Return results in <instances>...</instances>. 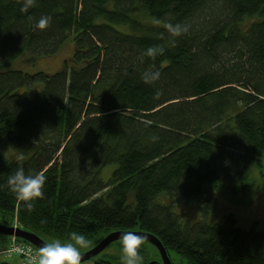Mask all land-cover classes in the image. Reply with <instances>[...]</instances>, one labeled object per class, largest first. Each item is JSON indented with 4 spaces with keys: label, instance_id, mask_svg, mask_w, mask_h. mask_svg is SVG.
<instances>
[{
    "label": "trees",
    "instance_id": "16d2710c",
    "mask_svg": "<svg viewBox=\"0 0 264 264\" xmlns=\"http://www.w3.org/2000/svg\"><path fill=\"white\" fill-rule=\"evenodd\" d=\"M22 5L0 0V224L15 219L46 242L72 231L90 242L144 231L172 264H264V225L244 230L231 214L221 224L182 222L172 205L210 184L242 190L261 164L264 0H37L27 12ZM43 15L52 22L38 29ZM164 22L188 31L170 44ZM69 38L74 52L58 72L15 67L56 54ZM157 44L162 56L143 55ZM147 69H159L160 79L144 83ZM20 165L47 177L32 208L6 184ZM141 255L143 264H162L148 241ZM97 264L121 261L110 255Z\"/></svg>",
    "mask_w": 264,
    "mask_h": 264
},
{
    "label": "rangeland",
    "instance_id": "374dc122",
    "mask_svg": "<svg viewBox=\"0 0 264 264\" xmlns=\"http://www.w3.org/2000/svg\"><path fill=\"white\" fill-rule=\"evenodd\" d=\"M72 38H69L65 44H62L54 55L39 58L33 66L29 61H17L15 67L27 70L28 72L41 71L44 73H56L62 68L64 61L72 56L74 49L72 47ZM260 166H255L249 175L248 181L242 187L235 185L233 189L226 183L222 185H206L205 193L201 197L190 200L173 201V211L181 217L182 222L190 223L205 220L207 224H221L225 216L231 214L235 223L241 229L247 230L255 223L256 229H261L264 225V153L260 156ZM113 166H107L102 171L103 178H108ZM207 208V209H205ZM204 209V211H203ZM15 223V220H12ZM2 236V235H1ZM0 236V248L4 245L8 236ZM104 236L101 237V239ZM53 239L48 240L50 242ZM117 241V242H116ZM108 244L96 256L80 264H97L99 260H105L113 255L120 260L121 250L118 240ZM99 241L90 242L89 246L82 249L81 254L98 244ZM171 258L175 261L174 254ZM15 260V259H14ZM16 261V260H15Z\"/></svg>",
    "mask_w": 264,
    "mask_h": 264
},
{
    "label": "clouds",
    "instance_id": "9594fccd",
    "mask_svg": "<svg viewBox=\"0 0 264 264\" xmlns=\"http://www.w3.org/2000/svg\"><path fill=\"white\" fill-rule=\"evenodd\" d=\"M37 0H23L21 11L27 12L29 8L36 6ZM52 22V17L43 15L36 21L38 29L47 28ZM164 29L170 36L169 43L175 44L176 37H180L188 31L187 25L171 22L163 23ZM165 47L162 45H152L147 47L143 55L152 59L162 56ZM161 77L159 69H147L142 73L143 82L153 84ZM161 91L155 92V97L161 95ZM153 140L158 137H153ZM25 156L20 154L17 161H23ZM47 177L42 172H26L25 168L20 165L7 177L6 184L14 195L15 199L23 204L26 208H32L33 202L43 196ZM14 237V236H12ZM12 237H9L11 239ZM15 238V237H14ZM145 238L136 231H123L120 237L121 264H143L141 249ZM90 239L84 233L72 231L69 236L63 240L53 239L43 245L37 253L36 264H80L81 251L88 247Z\"/></svg>",
    "mask_w": 264,
    "mask_h": 264
},
{
    "label": "water",
    "instance_id": "95a60500",
    "mask_svg": "<svg viewBox=\"0 0 264 264\" xmlns=\"http://www.w3.org/2000/svg\"><path fill=\"white\" fill-rule=\"evenodd\" d=\"M125 230H119V231H111L106 236H104L98 244L87 250L86 253L81 254V260L80 262L87 261L89 258H92L93 256H96L101 250L106 248L109 243L119 240L121 237V233ZM129 231H135V230H129ZM140 235H142L145 238V241H148L150 244H152L158 251L159 259H161L162 264H172L170 258L167 255L166 249L161 244L160 240L155 237L152 233L144 232V231H136ZM3 234L8 237L14 236L15 238L24 240L33 246H35L38 250L45 245V240H42L38 235H36L34 232H29L23 228H21L20 225L12 224L11 226H6L4 224H0V235ZM155 261L150 262L149 264H153Z\"/></svg>",
    "mask_w": 264,
    "mask_h": 264
},
{
    "label": "built area",
    "instance_id": "2783aa9c",
    "mask_svg": "<svg viewBox=\"0 0 264 264\" xmlns=\"http://www.w3.org/2000/svg\"><path fill=\"white\" fill-rule=\"evenodd\" d=\"M8 245L0 250V259H17L18 264H36L38 251L29 243L18 241L12 237Z\"/></svg>",
    "mask_w": 264,
    "mask_h": 264
},
{
    "label": "bare ground",
    "instance_id": "6f19581e",
    "mask_svg": "<svg viewBox=\"0 0 264 264\" xmlns=\"http://www.w3.org/2000/svg\"><path fill=\"white\" fill-rule=\"evenodd\" d=\"M104 249H105V248H104ZM13 260H14V259H13ZM13 260H12V261H13ZM17 264H18V263H17Z\"/></svg>",
    "mask_w": 264,
    "mask_h": 264
}]
</instances>
